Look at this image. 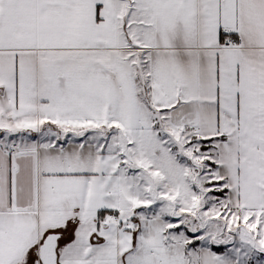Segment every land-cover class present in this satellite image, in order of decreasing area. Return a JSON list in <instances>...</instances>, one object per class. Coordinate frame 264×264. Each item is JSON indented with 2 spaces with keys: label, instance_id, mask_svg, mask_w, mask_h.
<instances>
[{
  "label": "crops",
  "instance_id": "1",
  "mask_svg": "<svg viewBox=\"0 0 264 264\" xmlns=\"http://www.w3.org/2000/svg\"><path fill=\"white\" fill-rule=\"evenodd\" d=\"M170 128L225 135L211 165L230 208L264 209V0H0V264H41L50 233L74 261L87 225L83 260L110 249L117 264H236L186 227L175 240L163 216L123 208L134 188L144 207L136 177L149 162L136 137L124 162L122 137Z\"/></svg>",
  "mask_w": 264,
  "mask_h": 264
},
{
  "label": "rangeland",
  "instance_id": "2",
  "mask_svg": "<svg viewBox=\"0 0 264 264\" xmlns=\"http://www.w3.org/2000/svg\"><path fill=\"white\" fill-rule=\"evenodd\" d=\"M132 23H129L131 25ZM69 54L72 58L78 55ZM84 55V54H81ZM133 60V59H132ZM73 64H87L88 61L70 62ZM122 63L114 64L117 66ZM86 66V65H84ZM107 66H113L107 64ZM88 67V66H87ZM90 67V66H89ZM122 68H131L126 60L121 65ZM144 75L148 77L146 65ZM111 68V67H110ZM114 68V67H113ZM113 70V69H112ZM105 130H112L107 128ZM174 128L166 131L163 136H153L150 131H137L125 133L122 141L126 143L129 139L128 149H122L124 162L133 155L132 138H139L148 163H141L142 170L136 178L141 183L146 179L147 191L143 193L144 207H138L139 197L133 189V206L129 208L128 199L123 208L133 214V220H140L162 217L168 222L164 224L165 232L172 235L173 239L183 231L188 229L196 233V239L202 243V247H209L212 243L225 246L222 256L236 261V264H264V209L254 212L231 209L228 198L224 195L222 184L213 185L212 182L221 178L216 173L211 163H215V156L212 144H207L202 140L195 139L198 135L181 129L176 134ZM14 138L8 140L11 145ZM145 143L147 145H145ZM144 144V145H143ZM109 145H113L109 141ZM206 147H209L206 151ZM213 147V148H212ZM124 148V147H123ZM142 149V148H141ZM121 158V156H120ZM146 162V161H145ZM137 185V184H136ZM141 196V195H140ZM141 204V203H140ZM252 214V215H249ZM115 219V213L107 217ZM176 218V221L173 220ZM110 220V219H109ZM90 225L78 231V239L73 250H76L74 261H70L64 247L58 248V261L60 264H117L122 263V256L115 255L113 250H106L104 253L97 251L95 255L87 257L86 260L78 257V250L92 247L87 234ZM103 229V228H102ZM222 229V230H221ZM179 230V231H178ZM51 234V233H50ZM46 237V236H45ZM188 236L183 238H187ZM66 239L63 238L64 245ZM21 257L24 264H33V254ZM31 257V258H30ZM82 259V260H81ZM16 264H22L18 262Z\"/></svg>",
  "mask_w": 264,
  "mask_h": 264
},
{
  "label": "trees",
  "instance_id": "3",
  "mask_svg": "<svg viewBox=\"0 0 264 264\" xmlns=\"http://www.w3.org/2000/svg\"><path fill=\"white\" fill-rule=\"evenodd\" d=\"M127 61H128V65L131 66V68H133V61H132V58L130 59L129 56L127 57ZM145 65V64H144ZM145 71V67H140L139 69V72H138V78H137V82L140 85H142L144 83V79L146 78V75H144V72ZM140 92L142 94H144V90L143 88L140 89ZM150 106L151 108H154L155 105L153 104V101H150ZM225 140L226 139V136L224 135H221V136H217V137H210V138H207V139H202L203 142H206L207 144H210L212 143L214 140ZM209 147H206V149H204L205 151L208 149ZM213 167H216V164H213L212 165ZM224 184L225 187H224V195L227 196L228 195V187H227V181L226 179H219L217 181H214L212 182L213 185L215 184ZM110 212H114L113 210H104L102 213H101V216L105 217V216H108ZM222 230V229H221ZM192 232V231H190ZM212 248L216 251V252H222V249L225 248V246L223 244H219V245H216L214 243H212Z\"/></svg>",
  "mask_w": 264,
  "mask_h": 264
},
{
  "label": "water",
  "instance_id": "4",
  "mask_svg": "<svg viewBox=\"0 0 264 264\" xmlns=\"http://www.w3.org/2000/svg\"><path fill=\"white\" fill-rule=\"evenodd\" d=\"M61 234H48L39 248V258L42 264H60L58 261V246Z\"/></svg>",
  "mask_w": 264,
  "mask_h": 264
},
{
  "label": "built area",
  "instance_id": "5",
  "mask_svg": "<svg viewBox=\"0 0 264 264\" xmlns=\"http://www.w3.org/2000/svg\"><path fill=\"white\" fill-rule=\"evenodd\" d=\"M242 44H243V41L241 39H235L232 36H228L226 38V45L228 47H231V48H240L242 46Z\"/></svg>",
  "mask_w": 264,
  "mask_h": 264
}]
</instances>
